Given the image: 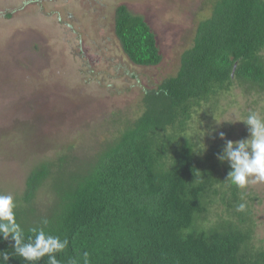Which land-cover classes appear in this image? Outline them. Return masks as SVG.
<instances>
[{
	"label": "trees",
	"instance_id": "obj_1",
	"mask_svg": "<svg viewBox=\"0 0 264 264\" xmlns=\"http://www.w3.org/2000/svg\"><path fill=\"white\" fill-rule=\"evenodd\" d=\"M200 1L178 71L141 86L136 104L99 131L43 154L12 195L25 242L33 227L68 240L60 264H85V252L87 264H264L262 198L227 181L230 167L217 159L218 133L235 141L240 127L215 120L264 117V0ZM114 32L133 64L161 63L157 33L126 4ZM13 244L0 238V255L10 254L0 264H29Z\"/></svg>",
	"mask_w": 264,
	"mask_h": 264
},
{
	"label": "rangeland",
	"instance_id": "obj_2",
	"mask_svg": "<svg viewBox=\"0 0 264 264\" xmlns=\"http://www.w3.org/2000/svg\"><path fill=\"white\" fill-rule=\"evenodd\" d=\"M200 3L0 0V190L11 195L22 190L43 154L99 131L114 110L136 104L141 86L175 74ZM121 4L143 15L157 33L159 65H135L124 54L114 32ZM235 123L240 130L234 138H247L244 123ZM247 190L262 198L255 203L263 237L264 183Z\"/></svg>",
	"mask_w": 264,
	"mask_h": 264
},
{
	"label": "clouds",
	"instance_id": "obj_3",
	"mask_svg": "<svg viewBox=\"0 0 264 264\" xmlns=\"http://www.w3.org/2000/svg\"><path fill=\"white\" fill-rule=\"evenodd\" d=\"M215 120L218 125L222 122H243L249 133L247 138L235 141L226 139L223 131L218 133L219 138L225 140V144L222 151L217 154V159L220 162H227L230 167L226 180L240 189L250 184L264 183V117L250 112L242 118L233 111L222 118L215 117ZM205 134L203 131V136ZM201 147L202 151H206L207 145L204 142ZM16 207L17 203L11 194H0V238L13 240L12 247L16 256L22 257L29 264H37L45 256L48 257V264H60L56 253L67 248L68 240L46 233L44 227H33L30 229L33 235L25 242L24 231L16 220ZM237 210L244 211L245 204H239ZM40 223L47 226L49 221L43 218ZM9 255L2 252L0 260L8 262ZM84 260L87 264V252L84 253Z\"/></svg>",
	"mask_w": 264,
	"mask_h": 264
}]
</instances>
